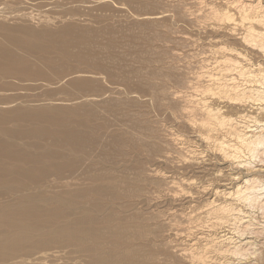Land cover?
Returning a JSON list of instances; mask_svg holds the SVG:
<instances>
[{"label":"bare ground","instance_id":"bare-ground-1","mask_svg":"<svg viewBox=\"0 0 264 264\" xmlns=\"http://www.w3.org/2000/svg\"><path fill=\"white\" fill-rule=\"evenodd\" d=\"M191 4L178 11L204 29L200 65L157 70L144 49L132 84L109 88L114 39L71 17L0 19V264H264V0ZM168 14L133 17L146 31ZM71 61L87 70L61 95L7 99L25 81L55 90Z\"/></svg>","mask_w":264,"mask_h":264},{"label":"rangeland","instance_id":"rangeland-1","mask_svg":"<svg viewBox=\"0 0 264 264\" xmlns=\"http://www.w3.org/2000/svg\"><path fill=\"white\" fill-rule=\"evenodd\" d=\"M105 0H0V19H3L5 18V20L7 21V23L9 24H13L16 22H21L23 21V18L24 17H21L22 15L24 14H27V17L29 19V21L31 23H33V25L36 26V28L40 27L43 23L42 21L45 20V19H49L48 17H61V19L59 18V20H55V24L53 23V27H58L61 25V23L64 21V20H68L70 18L68 17H71V19H74L76 20L77 22H79L78 24L81 25V26H84V25H87L88 27H91V28H94V29H97L99 30L100 34H98L97 36V42L100 44V45H104V42L108 43L111 39H114L116 42V46L118 49H116L112 54H108L107 52L104 53H100L99 55V59L101 61V63L108 68V70L112 73L115 74V77L112 78L110 77L109 75V71L108 70H100V72H102L103 74H105V76L107 77L106 79L104 78V82L103 81V85L107 88L109 87H112V85H118L120 84V81L122 80L123 83L122 85H127L128 83L131 85L132 84V70L136 67H138L139 65H141L139 61V57H142V55H144V53H147L149 54V50L151 51L152 49L154 51H151L153 52V54L157 57L156 60H154V62L152 63V66L155 67L157 70H162L164 69L166 66H168V64L170 63H175L174 61H177L175 64H177L176 66H178L180 69H185L187 67H196V64L198 66V64L200 65L201 63V60H203V58L208 54L210 53L209 50H208V39L205 38V33H204V29L202 26H200L199 23L198 26L195 22H193L192 20V17H189L190 15L186 16V19L183 18L179 11H178V7L179 6H182V5H185L187 4L188 6L190 5L192 7V0H186L187 3H185L186 1L184 0H167V3H166V0H157V6L153 7L151 6V8H144L142 7L141 5V1L142 0H139V1H136V0H106V2H104ZM133 1V3H132ZM172 4H171V2ZM177 1V2H176ZM131 2V3H130ZM162 2V3H161ZM166 4H164V3ZM174 2V3H173ZM194 2V1H193ZM138 3V4H137ZM101 6H100V5ZM134 4V5H133ZM135 4H136V7H135ZM162 4V5H161ZM164 4V5H163ZM124 5V6H123ZM131 5V6H130ZM161 5V6H159ZM168 5V7H167ZM174 5V6H173ZM177 5V6H176ZM134 6V8H133ZM163 6V7H162ZM187 6V7H188ZM189 6V7H190ZM140 7V8H139ZM173 9H172V8ZM35 8V9H34ZM157 8V9H155ZM160 8V9H159ZM163 8V9H162ZM164 8H167L164 9ZM175 8V10H174ZM3 9H4V12H3ZM138 9V10H137ZM142 12H140L141 10ZM172 9V11H171ZM193 9H195V7H193ZM34 10V11H33ZM145 10V11H144ZM162 12V10L164 12H166L168 15L167 17L170 18V23L168 22V25L162 22L160 23V25H158L156 28L157 30L155 29H147L146 31H143L140 27L137 26L136 22L138 20L137 18V14L139 13H146L147 12ZM166 10V11H165ZM2 11V12H1ZM33 11V12H32ZM26 12V13H24ZM31 12V13H30ZM132 12L134 15H132ZM139 12V13H138ZM171 13V14H170ZM175 13V15H173ZM19 14V15H17ZM34 14V15H33ZM40 14V18L38 17ZM42 14V15H41ZM47 14L48 17L45 18V15ZM59 14V16H58ZM64 14L66 16H64ZM76 16H75V15ZM81 14V15H80ZM86 14V15H85ZM13 15V16H12ZM15 15V16H14ZM79 15V16H78ZM93 15V16H92ZM12 16V17H11ZM18 16V17H17ZM34 16V19L31 20V18ZM37 16V17H36ZM73 16V17H72ZM78 16V17H77ZM85 16V17H84ZM88 16V17H87ZM137 18V20L134 18ZM192 16V15H191ZM17 17V18H16ZM44 17V18H43ZM50 17V19H51ZM52 17V18H54ZM76 17V18H75ZM173 17L175 19V23L173 20ZM183 19H182V18ZM36 18V19H35ZM67 18V19H66ZM78 18V19H77ZM97 18V19H95ZM191 18V19H190ZM13 19V20H12ZM15 19V20H14ZM21 19V20H20ZM41 19V20H40ZM43 19V20H42ZM100 19V20H99ZM185 19V21H184ZM4 20V19H3ZM81 20V21H79ZM84 22H83V21ZM91 20V21H90ZM93 21V22H92ZM133 21V22H132ZM185 22V23H184ZM118 23V24H117ZM130 23V24H129ZM163 23V25H162ZM190 23V24H189ZM90 24V25H89ZM174 24V26H173ZM109 25V26H108ZM132 25V26H131ZM172 25V26H171ZM179 25V26H178ZM189 25V26H188ZM195 25V26H194ZM96 28H95V27ZM104 26V27H103ZM125 26V27H123ZM169 26V27H167ZM202 28H200V27ZM100 27H103L101 29H99ZM165 27V29H164ZM195 27V28H194ZM114 28V29H113ZM122 30H121V29ZM172 28V29H171ZM178 28V29H177ZM193 28V29H192ZM197 28V29H196ZM112 29V30H111ZM132 29V30H130ZM171 29V31H170ZM177 30L176 32L173 30ZM199 29V30H198ZM203 29V30H202ZM130 30V31H129ZM134 30L135 34L132 32ZM108 31V32H107ZM123 31V32H122ZM127 31V32H125ZM162 31L163 33L161 34ZM167 31V32H166ZM185 31V32H184ZM200 31V32H199ZM152 32H154V36L152 34ZM156 32H158L156 34ZM160 32V33H159ZM175 32V33H173ZM105 33V34H104ZM106 33H111V35L109 34H106ZM131 33V34H130ZM166 33H168L166 35ZM179 33V34H178ZM186 33V34H185ZM118 34V35H117ZM144 34V35H143ZM160 34L161 36L160 37H163L161 41V38H159V35ZM184 36H183V35ZM192 34H194L192 36ZM102 37H100V36ZM136 35V36H135ZM143 35V36H141ZM188 35H190L188 37ZM105 36V37H104ZM145 36V38H144ZM148 36V37H147ZM151 36V37H150ZM168 36V37H167ZM172 36V37H171ZM183 36V37H181ZM100 39H99V38ZM104 37V38H103ZM107 37V38H106ZM114 37V38H113ZM118 39H117V38ZM124 37V38H123ZM127 37V38H126ZM143 37V38H142ZM156 39H155V38ZM181 37V38H180ZM195 37V39H193ZM201 37V38H200ZM131 38V39H129ZM139 38H140V41H139ZM149 38V39H148ZM170 38V39H169ZM180 40H178V39ZM192 38V39H191ZM102 39V40H101ZM105 39V40H104ZM128 39L130 41H128ZM142 39V40H141ZM152 39V41H151ZM166 39V40H165ZM171 39H175L173 42L171 41ZM197 39V40H196ZM205 39V40H204ZM124 40V41H123ZM160 40V41H159ZM168 40V41H167ZM195 40V41H194ZM199 40V41H198ZM108 41V42H107ZM119 41V42H118ZM122 41V42H120ZM137 41V42H136ZM149 41V42H148ZM177 41V42H176ZM181 43H180V42ZM190 43H189V42ZM201 41V42H200ZM100 42H103L102 44ZM135 42V43H134ZM141 42V43H140ZM154 42V43H152ZM157 42V43H156ZM168 42V43H167ZM175 42V43H174ZM198 42V43H196ZM105 43V44H106ZM149 43V44H148ZM159 43V45H158ZM170 43V44H169ZM189 43V44H187ZM204 43V44H203ZM138 46H137V45ZM174 44V45H173ZM183 44V45H182ZM187 44V46H186ZM194 44V45H192ZM201 44V45H200ZM149 45V46H148ZM156 45V46H155ZM169 45V46H168ZM180 45V46H179ZM185 45V46H184ZM191 45V46H190ZM137 48H135V47ZM141 46V47H140ZM155 46V47H154ZM190 46V47H189ZM196 46V47H195ZM146 47V48H144ZM163 49H162V48ZM191 49H189V48ZM195 47V48H194ZM200 47V49H199ZM207 47V48H206ZM121 50H120V49ZM125 49V51L123 52V49ZM132 48V49H131ZM157 48V49H156ZM176 48V49H175ZM206 48V50H205ZM145 49V50H144ZM149 49V50H148ZM189 49V50H188ZM196 49V50H195ZM120 50V51H118ZM127 50H131L130 52H128ZM136 50V51H135ZM141 50V51H140ZM143 50L145 51L144 53H141L143 52ZM176 50V51H174ZM187 50V51H186ZM202 50H205L204 52H206V54H204V52ZM138 51V52H137ZM147 51V52H146ZM156 51V52H155ZM162 51V52H160ZM176 54L173 53V52ZM181 51V52H180ZM184 51V52H183ZM191 51V52H190ZM183 52V53H182ZM186 52H187V55L190 53L191 56L194 52H197L193 54V56L191 57L190 54L188 55V57L186 56ZM199 52L200 54H203L201 56L203 57H199ZM203 52V53H202ZM125 54L127 55V57H125ZM111 55V57H110ZM136 55V56H135ZM179 55V56H178ZM184 55V57H183ZM195 55V56H194ZM197 55V56H196ZM106 56V57H105ZM120 56V57H119ZM124 57L121 58V57ZM130 56V57H129ZM186 56V57H185ZM103 57V58H102ZM105 57V58H104ZM170 57V58H169ZM178 57V58H177ZM190 57V58H189ZM195 57V59H194ZM114 58L116 60H114ZM132 60V63H131V60L129 61L128 59ZM174 60H172V59ZM181 58L183 60H181ZM193 60H192V59ZM136 59V60H135ZM168 59V60H167ZM178 59V60H177ZM188 59L190 61L191 59V62L189 63L188 62ZM114 60V61H113ZM121 60V61H120ZM127 60V61H126ZM134 60V62H133ZM165 60V61H164ZM171 60V61H170ZM200 62H198V61ZM138 62V63H135ZM187 61V62H186ZM72 63L70 64V67L68 69L70 70H67L66 69V73H61L59 75L60 79H61V82L56 84V85H53L52 86V89H55V90H52L51 92L48 91V88H46V86H41L39 84L40 81H36L34 83H30L29 81H25V83H22V84H25L24 87H27L26 89H23L22 87L20 88H16V89H11V90H7L5 91L4 93L6 94L7 96V99H10L11 103H14V102H18V101H23V100H27V99H31V103L33 106H36V101L38 99V102L41 103L42 102V99L45 98V96L48 92V94H52L54 95L53 97H57L59 95H61V91L59 90V88L64 85V83L67 81V79L69 78V75L70 73H73L75 72L76 70H78V68H80L79 70H87V67L85 68L84 65L82 64H79L75 61H71ZM122 62V63H121ZM169 62V63H168ZM180 65H179V63ZM197 62V63H196ZM76 63V64H75ZM159 63V64H157ZM165 63H168V64H165ZM185 63V64H184ZM187 63V65H186ZM193 63V65L191 64ZM127 64V65H126ZM161 64H163L164 66H162ZM69 65V64H68ZM77 65V67H76ZM134 65V66H133ZM166 65V66H165ZM79 66V67H78ZM119 66V67H118ZM157 66V67H156ZM183 66V67H182ZM122 67V68H121ZM128 67V68H127ZM75 69V70H74ZM89 70V69H88ZM93 70V69H92ZM112 70V71H111ZM70 71V73H69ZM121 71V72H119ZM68 73V74H67ZM131 74V75H130ZM123 75V76H122ZM64 76V77H63ZM117 76V77H116ZM119 76V77H118ZM127 76V77H126ZM68 77V78H67ZM67 78V79H65ZM126 78H128V82L125 80ZM65 81H64V80ZM110 79V81H109ZM112 79V80H111ZM11 80V79H10ZM116 82H113L115 81ZM125 80V81H124ZM108 81V82H107ZM118 81V82H117ZM29 83V84H28ZM37 83L38 85H40L41 87H39L38 85L37 88L35 86L32 87L33 84ZM41 83V82H40ZM108 83V84H106ZM28 84V85H27ZM60 84V85H59ZM110 84V85H109ZM30 85V87H28ZM56 92V93H55ZM59 93V94H58ZM35 102V103H34ZM37 102V103H38ZM36 104V105H35ZM68 250V249H66Z\"/></svg>","mask_w":264,"mask_h":264}]
</instances>
